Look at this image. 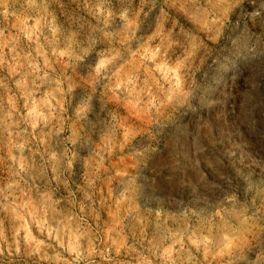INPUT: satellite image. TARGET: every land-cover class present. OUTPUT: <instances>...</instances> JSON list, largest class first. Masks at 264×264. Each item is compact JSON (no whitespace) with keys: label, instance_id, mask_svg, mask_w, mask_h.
<instances>
[{"label":"rangeland","instance_id":"1","mask_svg":"<svg viewBox=\"0 0 264 264\" xmlns=\"http://www.w3.org/2000/svg\"><path fill=\"white\" fill-rule=\"evenodd\" d=\"M0 264H264V0H0Z\"/></svg>","mask_w":264,"mask_h":264}]
</instances>
